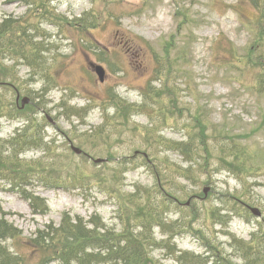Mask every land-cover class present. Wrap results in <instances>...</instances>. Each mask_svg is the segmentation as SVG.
Returning <instances> with one entry per match:
<instances>
[{"label": "rangeland", "instance_id": "374dc122", "mask_svg": "<svg viewBox=\"0 0 264 264\" xmlns=\"http://www.w3.org/2000/svg\"><path fill=\"white\" fill-rule=\"evenodd\" d=\"M51 4L57 13L67 17H82L85 13H89L92 21L100 18L102 23L97 29L83 34L64 30L62 36L65 40L59 38L61 37L59 32L54 42L58 48H53L46 58L47 64L52 62L50 72L47 73L53 76L49 85L55 82V86L52 90L45 92V97L39 95L44 81L37 80L39 77H29L31 73L24 65L16 67L20 80L17 78L15 80L25 90L26 93H23V96H31L40 105V109L58 116L56 121L60 129L47 123L46 132L49 136L62 141V131L70 129L72 123L78 125L76 129L81 131L94 130L104 122L106 116L118 113L117 107L112 102L116 95L126 102V105L120 106V110L126 109L128 103L140 104L145 100L144 88L152 79L154 70L158 69L163 74L164 82L165 79H168L167 82L170 79L167 84L175 89L180 104V113L177 112L179 111L177 106L176 109L174 108L175 111H168V114L189 118L186 121H178L177 125L172 122L173 127L167 130L166 134L174 135L173 138L178 139L180 136L184 138L185 130L186 132L190 130L205 146L209 159L204 162L205 166H202L201 170L208 173L212 165L213 178L207 177L210 178V182L204 184L213 186L209 193L213 196L212 201L221 205L219 196H222V193L227 195L233 193L243 201L249 197L248 200L262 211L260 218L248 216L249 221L233 216L229 231L247 240L251 233L260 227L264 230V94L256 96L247 89L241 90L233 81L227 80V74L221 71L222 67L219 66L221 61L219 55L221 57L224 54L222 46H225L228 41L233 42L239 49L249 47L250 52L254 45L257 52L264 53V47L259 50L257 44L262 40H256L253 37L254 34L250 31L242 12L234 11L238 8L237 4L248 8L251 1L101 0L99 3H92V0H51ZM24 12H27V7L23 3L10 4L0 0V21L9 14L20 16ZM244 12L248 14L250 11L246 9ZM106 16L108 19H105ZM45 30L50 34L55 33L50 28ZM82 36L95 44L91 47H83L80 42ZM218 36L222 39L219 40ZM123 38L125 41L120 43ZM128 38L132 41L126 42ZM96 44L105 51L110 63L109 65L103 63L107 70L104 82L99 81L90 67V62H97L96 55L86 50L88 48L96 51ZM61 46L63 49L60 48ZM59 54L62 56L60 57ZM1 64L13 66L12 60H4ZM1 75L13 74L10 70L9 73ZM164 86L165 83L162 89ZM21 87L19 88L23 91ZM62 100H66L65 108L58 106ZM73 106L87 109V113L83 118L70 113ZM120 110L118 117H125V112ZM31 112L30 106L22 111L23 116ZM33 116L43 117L42 113H34ZM122 120L116 121L120 124V122L123 123L124 120ZM134 120L138 125H145L148 122L140 115L135 116ZM165 123L166 121H163L164 125ZM0 125L3 127L0 138H8L16 129L22 127H18L21 125L19 122L2 121ZM135 126L130 128L119 126L118 131L122 130L121 133L118 135L115 133L111 137V139L116 137L113 140L116 146H112V151L116 153L117 158L133 155L140 144L136 140L139 137L136 132H129L136 129ZM140 132L142 136L143 132L141 130ZM128 133L136 136H129ZM219 137L229 140L231 138L243 149L248 150L249 167L244 165L242 170H236L230 166L231 158L222 153L218 154L215 150ZM28 141L32 142V140ZM75 141L79 144L78 139ZM152 141L148 138L145 144H150ZM87 148L92 152L96 150L90 145H87ZM31 155L36 158L40 156L39 152L29 153V156ZM63 159L67 168H73L82 163V169H93L91 160L85 162L71 151H68V157L64 156ZM173 159L180 161L177 155H174ZM219 163L222 168H217ZM113 166L114 162L99 167L98 176L92 174L89 186L82 185V189L70 188L66 191L48 189L42 183L36 182L39 184H36L34 189L49 201L51 211L47 215L34 216L28 204L17 193L3 189L5 184L0 181V220L4 219L22 230L23 237L34 235L46 224H58L64 212L83 217L100 214L110 224L120 223V218L116 217V204L113 197H106L100 191L114 194V190H119L121 193H127L132 191L133 183L150 184L153 183V178L148 176L144 166L131 171L118 184L120 175L117 173L115 177L113 176L115 170ZM245 173H256V177L251 174L253 176L246 177L248 182H243L240 176L246 175ZM99 176L103 179L101 185ZM211 181L214 183L212 184ZM187 189L190 193L197 195V188L189 186ZM184 198L187 199V196L185 195ZM197 200L200 205L212 204L211 198L207 201L200 198ZM176 215L177 213H173L172 217ZM193 225H195L196 234L186 233L180 236L177 239L179 247L202 252V241L206 238L209 245V236L213 231L218 233L217 239L220 242L216 243L218 247L231 255L227 235L223 233L220 226L216 225L214 231L211 224L205 225V218L194 222ZM197 227L202 228L209 236L197 230ZM157 235L160 237L159 233ZM6 243L12 244L10 241ZM13 243L19 251L26 253L22 241L20 245ZM237 250L242 252L239 247ZM226 253L224 252L225 255ZM155 254L162 260L165 259L164 262L167 264L178 263L176 253L170 249L156 248Z\"/></svg>", "mask_w": 264, "mask_h": 264}, {"label": "trees", "instance_id": "16d2710c", "mask_svg": "<svg viewBox=\"0 0 264 264\" xmlns=\"http://www.w3.org/2000/svg\"><path fill=\"white\" fill-rule=\"evenodd\" d=\"M6 1L23 3L28 6V10L23 16L7 17L0 23V121L2 117L13 121L24 120V126L16 129L10 137L0 138V179L11 182L13 189L21 192L29 200L35 213H44L48 211L45 199L24 189L26 184L32 182L31 179L44 180L47 186L53 187L59 184H72L74 187L77 183L89 186L92 174L95 173L90 168L82 169L78 165L73 168L66 167L63 156L68 157L67 151H61L62 147L59 148L55 141L52 143L45 140L47 132L44 117L21 116L24 114L17 107L15 89L6 82L8 79L20 80L16 67L24 65L31 73L29 77H39L37 80L44 81L42 92L38 93L45 97V92L52 90L55 86V82L49 85L53 76L47 73L50 72L52 62L47 64L46 58L53 48H58L54 42L59 32L62 35L64 30L74 32L77 29L84 31L87 28H95L101 24L102 19L96 18L92 21L89 13L73 20L63 18L62 14H58L52 6L51 0ZM100 1L93 0V3ZM250 1L251 5L248 8L237 4L238 8L234 11L242 12L250 31L254 34L253 37L256 40H262L257 43L260 50L264 46V0ZM246 9L250 11L249 15L244 12ZM106 18L108 19V16ZM54 24L59 26L58 32L48 33L45 27ZM217 46L219 51V41ZM222 48L224 54L221 57L219 55L221 58L219 66L227 67L229 72L238 74L236 79L239 82L248 80L249 83H246V86L253 92H264V53L257 52L254 45L251 47L252 52L248 51L249 47L239 49L231 41ZM3 60H14L15 64L4 66L1 64ZM10 70L13 75H1L9 73ZM154 75V80L160 83L149 84L145 90L143 102L139 105L128 103L126 109L120 110V106L126 105V102L116 95L112 102L117 107L118 113L106 116L104 122L94 130L81 133L84 141L96 143L102 141L104 145H107L115 133L118 135L122 131H118L120 124L116 120L123 119L124 122L120 123L126 126L132 123L134 115L147 116L149 121H152V126H147L143 130L136 128L140 135V130L143 132L144 137L139 136L136 140L140 142L139 148L145 145L151 147L147 149L151 161L146 160L144 164L153 176L152 186L136 184L132 192H125V194L114 190V197L121 204H119V210L123 211L119 226L109 225L99 214L85 219L80 216L72 217L66 213L59 226L50 225L48 228L39 230L35 238L26 239V248L29 249L28 252H31L28 254L30 256L19 252L13 243L20 245L19 241L24 240L22 232L13 225H3L2 222L1 237L10 239L13 248L0 243V264H51L52 262L59 264H166L155 257L156 248L174 251L178 259L177 264H209L211 261L210 264H264L263 227L252 232L248 240L229 231L233 216L247 219L251 216L248 210L240 206L237 195L232 193L219 196L221 203L219 206L215 204L201 206L192 196V192L190 193L187 189L189 186L200 188L210 182V178L207 177L212 175V165L208 173L201 170L209 156L205 146L190 130L187 132L185 130L182 140H174L158 133V130L170 126L172 122L176 124L178 121H186L189 118L184 117V119L168 114V111H175L177 106L179 109L177 112L180 113L177 94L175 89L167 84L170 79L168 82V79H165L164 82L163 74L158 69H155ZM28 81L33 82L29 79ZM13 83H16V87H21L20 83ZM164 83L165 86L162 89ZM34 104L40 108L37 102L34 101ZM65 104L66 100H62L58 106L65 108ZM72 108L70 113L81 118L87 113V109L75 106ZM119 110L125 112V117H118ZM163 121H166L165 125ZM148 138L153 141L145 144ZM218 140L215 150L218 154L222 153L234 159L229 161L230 166L236 170H242L244 165L249 167L248 150L231 143V139L219 137ZM30 151H41L46 153V156L28 160L23 155ZM169 153L181 156V162L172 160ZM131 163L124 158L117 167L114 166L113 176L115 177L117 173L120 175L118 184L121 182L123 171L131 168ZM218 165L220 167V163ZM249 174L253 173L241 175V181L246 182ZM99 179L101 185L103 179L100 176ZM185 195L187 199L192 196V203L189 206L183 203L186 201ZM246 198L249 199V197ZM212 205L214 208H211ZM173 213H177L176 217H172ZM203 218H205V225L211 224L214 231L216 225L221 227L223 233L227 235L231 255L216 244L220 243L217 239L218 233L212 231L209 236L200 227H197V230L209 236L210 242L208 245L207 239L204 238V253L181 250L174 243V238L183 233L196 234L193 223ZM156 228L162 236L166 237H156ZM225 228L228 230H224ZM236 246L242 252L238 251Z\"/></svg>", "mask_w": 264, "mask_h": 264}, {"label": "water", "instance_id": "95a60500", "mask_svg": "<svg viewBox=\"0 0 264 264\" xmlns=\"http://www.w3.org/2000/svg\"><path fill=\"white\" fill-rule=\"evenodd\" d=\"M96 71H97V73L99 74L100 78L103 80V77H104V74H105L104 69H103L101 66H98V67L96 68ZM27 102H28V99H24V100H23V106H24ZM75 150H76L77 152H80V150L77 149V148H75ZM254 211H255L257 214H260V212H259L257 209H254Z\"/></svg>", "mask_w": 264, "mask_h": 264}, {"label": "bare ground", "instance_id": "6f19581e", "mask_svg": "<svg viewBox=\"0 0 264 264\" xmlns=\"http://www.w3.org/2000/svg\"><path fill=\"white\" fill-rule=\"evenodd\" d=\"M60 81V80H59ZM14 119V118H13ZM180 202V201H179ZM184 206V205H183ZM27 250H29V249H27ZM187 251V250H186ZM23 252V251H22ZM30 252V251H29ZM31 253V252H30ZM28 256H30V255H28Z\"/></svg>", "mask_w": 264, "mask_h": 264}]
</instances>
